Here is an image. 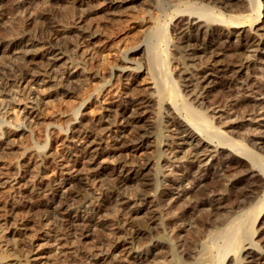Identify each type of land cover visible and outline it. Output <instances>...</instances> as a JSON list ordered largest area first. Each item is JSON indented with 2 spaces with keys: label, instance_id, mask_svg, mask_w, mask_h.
<instances>
[{
  "label": "bare ground",
  "instance_id": "1",
  "mask_svg": "<svg viewBox=\"0 0 264 264\" xmlns=\"http://www.w3.org/2000/svg\"><path fill=\"white\" fill-rule=\"evenodd\" d=\"M14 1L17 0H0V9L7 16L6 21L0 20V51L5 47L21 48L22 61L6 62L8 55L0 57L1 90L5 91L7 84L9 88L17 85L23 89L21 84L28 76L33 81L44 82L51 76L57 61L71 58V52L81 59L82 52L77 51L81 43L105 36L101 25L98 28L90 21L84 22L85 17L93 13L91 6H86L91 0H82L85 4L82 8L73 3L57 7L58 0H47L46 4L44 1L46 6L41 5V0ZM100 1L115 15L120 14L118 17L130 11L135 6L132 4L143 2ZM145 1L156 11L154 14H150L152 9L148 11L154 25L144 24L141 33L133 37L130 46L122 52L123 57L113 65L116 69L113 75L121 81L132 73L125 70L130 67L128 62H134L132 68L143 65L152 79L150 91H136L132 86V93L123 92L108 105L112 113L96 121L94 131L86 129L81 121L77 127H68L78 118L82 101L79 102L66 118L65 125H58L65 131L69 128L72 134L67 139L74 138V134L78 137L76 141L68 140L70 154L75 156L70 160L72 173L53 179L46 189L26 194V201L21 205L20 200L17 204L11 198L4 212L14 214L16 209H22L23 213L25 209L30 220L38 225L36 230L54 228L56 238L68 233L76 236L77 230L82 233L83 229L95 233L100 212L108 208L106 193L132 187L126 192L127 197L138 201L140 210L120 213L125 207L114 206L111 228L106 234L96 235L98 230L95 235L91 234L94 244L74 249L63 258L54 255L55 259L65 264H125L124 259L128 264H140L141 259L156 250L177 263L226 264L232 259L239 264H260L264 259V182L262 180L261 184L259 177H264L263 150L244 132L221 128L214 122L217 121L213 120L214 115L207 114V109L230 105L227 107L230 110L256 111L257 100L248 94L258 86V74L254 75L255 70L250 69L255 60L264 59V13L260 19L264 1ZM138 20L142 21L143 17ZM249 49L253 51L251 54L247 53ZM247 70L250 72L245 74ZM71 77L73 75H67L66 81ZM106 82L107 78L103 77L93 90L100 92ZM8 91L10 89L5 92ZM234 92L242 95V99L231 104L228 98ZM5 136L2 144L9 141ZM46 138L50 135L46 134ZM46 138L40 147L46 146ZM81 139L84 141L77 142ZM209 147H214L218 154L206 155ZM152 148L148 155L146 151ZM123 149H142L145 157L136 161L112 159L120 156L121 153L115 154ZM48 153L46 150L35 153L40 161L38 165L43 168L51 162ZM82 159L87 166L78 167ZM125 166L130 174L124 176ZM193 169L200 176L191 181L189 187L183 186L184 177ZM228 175L232 179L223 190L229 204L224 207L217 202L210 213L192 216L211 200L205 195L220 182L218 177H231ZM176 186H181L182 194L171 196ZM93 189H97V195ZM12 218L0 213V264H29L28 255L33 251L34 240L26 238L28 232L18 230L16 225L13 228ZM256 221L261 226L247 231L246 227ZM100 225L106 229L107 225ZM186 226L190 228L185 241L178 240L180 243L175 244L174 235L179 237ZM168 228L176 234L171 235ZM248 232L251 238L255 233L260 237L248 239L245 234ZM200 239L202 242L198 243Z\"/></svg>",
  "mask_w": 264,
  "mask_h": 264
},
{
  "label": "rangeland",
  "instance_id": "2",
  "mask_svg": "<svg viewBox=\"0 0 264 264\" xmlns=\"http://www.w3.org/2000/svg\"><path fill=\"white\" fill-rule=\"evenodd\" d=\"M44 1L45 4L47 3V0H41V5H45ZM81 1L82 0H58L55 5H57L58 7L67 5L68 3H73L80 4L79 8H82L85 4L81 3ZM142 1L143 2L141 3L139 2L140 4H132L135 6H131L132 8L129 9L130 11L126 10L124 11L122 16L118 17L120 14L115 15L113 10L108 9L107 5L102 3L100 0H91V2L86 4V6H91L90 9L93 13H91L88 18L86 16L84 22L87 23V21H90L93 27L97 26L98 28H101L102 26V29L105 33L103 31L102 32L105 36L101 37L100 39H91L90 41L83 42L78 46V53L80 54L82 52L83 55L81 57L82 61L80 57L74 56V53L71 52V55L72 57L74 56V59L71 57L64 59L65 61H57L51 76L47 77L44 82L33 81L31 77L28 76L26 78L27 82L25 81L21 84L24 87L27 86L25 89L23 87V89L20 90L21 87H17V85H15L16 87H13L12 85L9 88V85L7 84L8 86L6 85L5 87H7L8 90L10 89V91L5 92L7 91V89L4 91L1 90L0 87V120H3L2 122H0V131L2 132H0V213L2 214V216H6L7 218H12L11 216H13L14 219H10L13 228L17 226L18 230H21L22 232H28L25 237L32 238V240H34L35 248L33 247V251L28 255V258L30 260L29 264H65L64 262H58L55 257L61 256V258H63L62 256L64 255L72 254L74 249H82L86 246L88 247L91 244H94V237H92V235H95L98 230L99 231L96 235L106 234V231L108 232V229L111 228L110 219L115 213L114 206L116 207L120 205L123 208L125 207L124 211H119L120 213L133 209L140 210L141 208V204L138 201L127 197V193L128 191L130 192L132 187H129V190L112 189L106 193L108 208L100 212V216L96 220V222L99 224V228L95 233L83 229L82 233H80V230H77L76 236L73 235V233H68V235L62 234V236L60 234L57 238V231L54 228L48 230L45 227L47 232L46 230H44V227L42 228V230H36L38 225L30 220L31 217L28 213L25 212V209L23 210V213L22 209H16L15 212H13L14 214H10V212H4L6 206L9 205L8 202L12 200L19 202L20 200L21 205V202H23L24 200L26 201L27 195L29 196L30 194H33V192L37 191V189H46V185L51 183L53 179H59L61 178V176L63 177L69 175L67 173H72L70 170L72 169L70 168V164H72L70 160L75 156L70 154L71 148L69 146L71 145V143L68 140L74 139L76 141L78 137L77 134H74L76 135L74 138L69 137V139H67L66 137L68 135L71 136L72 134L69 133V128L65 131L63 129H60L58 125H65L66 118L70 114L71 110L78 106L79 102L82 101V103L79 104V112L77 114L78 118L68 124V127H77L79 125V121H81L86 129L94 131L97 127L96 121L99 122V119H102L104 115H110L112 113L109 110L108 105H111L116 97L123 94V92L125 91H131L132 86L133 88L136 87V91L144 92L145 89L146 91H150L149 88L152 86V79L149 77V74L147 70L144 69L143 65H141L139 68H132V66L135 65L134 62H128L127 64H130V67L125 68V70L131 71L132 76H127L126 78L121 79V81L114 78L113 75L116 72V69L113 65L115 63H118L120 61V58L123 57L122 52L130 46L129 43H131L130 41L133 39V37L138 36L144 26L152 27L154 25V20L149 15L156 13V11L150 8L148 4L149 2L145 0ZM16 2L18 3L19 0L14 1V3ZM150 9L152 10L150 14H148V11ZM115 13H118V11ZM263 13L264 3L261 4L260 19L262 18ZM141 16L143 17L142 21L138 20ZM6 17L7 16H4V12L1 8L0 20L6 21ZM20 50L21 48L10 50L9 48L5 47V49L0 51V57L2 58L4 56L3 58H5V55H8L7 57L9 58H5L6 62H12L14 60L16 62H20L22 61ZM252 52V49H249L247 51L248 54H251ZM72 60L74 61L72 62ZM255 61V65H252L253 69L251 68L250 71L255 70L254 73L256 74L254 75L258 74L256 76V80L259 87L257 86L253 90L254 92H252L251 94L249 93L248 95L257 100L258 106L256 105V111L254 113H243L238 110H233L232 108L231 110L228 109L230 108V105L227 106L228 108L212 106L207 109V114L214 115L213 120H217L214 122L218 123L221 128L230 131L231 129H233L239 131L240 133L244 132L243 134H246L249 139L252 138L253 140H256L258 144L257 146L261 147V151L263 150L262 153L264 154V59L260 62ZM172 65L173 67H175V63H173ZM248 71L249 70L245 71V74L246 72L248 73ZM110 73L112 74L109 75ZM67 75H73V77L69 79L70 81L68 80L69 83L65 78ZM103 77L107 78L108 82L103 85L102 89L100 90L101 93L93 90V88L97 87L99 83L102 82ZM237 81H241V78H239ZM64 88H66V90ZM25 92L27 93L25 94ZM235 94L236 92L232 94V97L230 96V98H228L229 103L234 104L242 99V95L239 96L238 93L237 95ZM80 112L82 113L81 116ZM50 123H52L53 125ZM46 134L50 135V138H46ZM5 135L9 137V141L7 142V144H2L3 140L5 139ZM44 138H46V142L48 143H46V146L42 148L40 146ZM83 141L84 139H81L77 142L81 143ZM150 149L146 151L148 155H150V153H152L153 151V148L152 150ZM41 150L49 151L47 158L49 157L48 159L51 160V162L46 166V168L41 167V164L38 165L40 161L38 156L36 157L35 153L37 151L41 152ZM118 153H121V155L113 156L112 159L121 157L125 160L128 159L127 161H129L130 159L136 161L140 160V158L142 159L145 157L144 150L142 149H123L122 152L119 151L115 155H117ZM210 153L213 155L218 154V152L215 151L214 147H209L206 155L209 156ZM109 160L107 162H110ZM82 161V163L79 162L80 164L78 165V167H82L85 164L87 166V163L84 161V159H82ZM22 163L24 164L22 165ZM251 163L247 164L250 165ZM126 168L127 166L122 169V173L124 176L130 174V171H128V168L126 170ZM197 172V170L193 169L189 173H187V175L183 179L182 185L189 187L191 181H194L198 178V176H200V174ZM262 176H259L261 184L262 180L264 182V177ZM218 178H221L219 179L220 182L218 181L217 184L215 183L216 185L212 186L205 195L206 198H209L212 201L209 200L206 205L200 206L196 211L193 212L194 214L192 213V216H196L200 213H210L211 208L217 202H221V205L223 206L224 204L225 206L229 204V200L226 199V191L223 190V187L229 185L232 176H222ZM22 183L23 185H21ZM134 187L135 186H133V188ZM93 190L94 193L96 192L95 195H97V189ZM177 194H182L181 186H176L173 190V195L171 196H176ZM18 202L17 204H19ZM221 210L223 209H220L219 211ZM214 211L215 210H213L212 212L214 213ZM100 223H104V226L107 225L106 229H102ZM257 224V221L254 224H249L246 227L248 228L247 231H249L252 227L257 226L258 228L261 226V224ZM169 228V233L173 235L174 230H170ZM189 228L190 226H186L183 230H181V232L178 234L179 237L177 235H174L175 244L178 245L183 240L185 241L187 236V229ZM87 234H90V236H88ZM245 234L248 239L251 240H257L260 237L257 235V233H255L252 238L250 237L251 235L249 234V232ZM16 238L17 242L19 241L20 243L21 238L18 233L16 235ZM175 240H180V242H176ZM38 242L44 243L38 246ZM199 242H202V239H200L198 243ZM260 244H258V247L263 245L262 242ZM19 247H21L20 244ZM24 247L26 248V246ZM24 247L23 249H25ZM180 247L178 249H180ZM262 247L264 248V246ZM19 253H22V251H20ZM161 254L162 253H159L155 250L152 253L147 254V256H145L146 258L144 257L143 259H141L142 262L140 264H159V262L160 264H186L177 263L173 260H170L169 257L164 258L163 254ZM54 255L56 256L54 257ZM21 256L23 258V255ZM21 256L19 258H21ZM101 261L102 260H100V262ZM123 261L125 262V264H128L127 260L124 259ZM226 264H239V262L233 261L231 259L227 261ZM260 264H264V259L261 260Z\"/></svg>",
  "mask_w": 264,
  "mask_h": 264
}]
</instances>
